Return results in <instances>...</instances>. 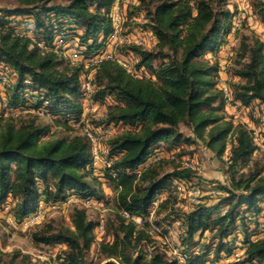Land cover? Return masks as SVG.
<instances>
[{"label":"trees","instance_id":"16d2710c","mask_svg":"<svg viewBox=\"0 0 264 264\" xmlns=\"http://www.w3.org/2000/svg\"><path fill=\"white\" fill-rule=\"evenodd\" d=\"M116 1L19 0L15 6L1 8L0 65L13 76L6 85L2 108H43L55 120L61 119L56 120L58 125L72 130L70 123H81L86 98L95 103L112 98L114 103L107 104L97 126L123 124L127 128L106 140L110 164L101 168L115 193L116 208L103 232L111 239L100 242L106 256L103 264H216L232 254L225 239L237 226L249 223L246 213L258 216L264 201V169L258 163L249 165L256 150L253 137L244 125L220 113L223 93L213 80L218 67L204 58L206 51L216 53L232 30L234 14L227 8L229 0H134L133 15L144 13L142 27L154 35L156 44L147 48L131 42L123 49L136 57V70H149L155 79L138 77L108 57L93 68L92 91L86 95L84 64L73 63L63 45L77 35L76 43L85 48V58L102 52L115 31L111 13ZM257 13L264 22V9ZM20 16L29 17L33 36L19 29L23 25L11 24V18ZM58 38L60 47L55 45ZM233 60L230 75L238 81L231 84L232 100L241 106L256 100L264 109V42L244 36ZM228 137L227 184L219 186L225 195L214 204L199 201L182 216L184 261L157 246L147 250L143 240L150 239L145 226L154 200L162 192L171 194L173 179L196 178L199 184V177L183 167L160 172L152 162L140 174L138 168L162 143L172 149L198 139L221 157ZM92 149L85 132L54 135L34 116L18 123L13 116H0V205L8 204L10 198V213L20 223L42 202H60L70 194L102 198V189L93 184L97 179ZM168 203L169 198L160 200L153 213ZM222 207L225 211L216 214ZM70 219L73 229L46 225L32 238L37 243L66 245L62 264H85L98 223L77 205L72 207ZM206 231L217 240L211 256L210 250L192 249L197 245L196 236ZM243 243L237 264H264V237H245ZM0 264L33 263L17 250H0Z\"/></svg>","mask_w":264,"mask_h":264},{"label":"rangeland","instance_id":"374dc122","mask_svg":"<svg viewBox=\"0 0 264 264\" xmlns=\"http://www.w3.org/2000/svg\"><path fill=\"white\" fill-rule=\"evenodd\" d=\"M18 3L19 0H0V9L15 6ZM134 5V0H117L114 3L111 16L115 31L110 36L102 52L92 58L87 59L84 57L83 52L85 48L77 45V40L75 39L77 35L75 32L72 34H75L76 37L63 45L64 53L73 63L84 64L85 73L82 75V87L89 77H91L95 65L100 60L108 57L115 58L128 72L138 77L155 79L149 70L143 68L136 70V57L123 49L124 44L131 42L147 48H152L156 44L154 35L142 27V24L145 22L144 13L141 12L133 15ZM120 6L123 8V19H121ZM227 8L234 14L232 30L226 37L225 43L219 47L217 52L206 51L204 58L210 64L217 65L218 67L217 71L213 74L216 87L221 89L222 93L227 89L231 94L230 97H226L225 93L223 94L224 107L220 113L227 119H232L235 124L244 125L250 131L256 145V150L250 158L249 165L253 166L255 163H258L264 169L263 106L256 100L249 106H241L238 102H234L232 100L231 84L238 81V78L230 75V66L234 65L235 50L241 38H244V36H256L264 42V22L257 13L260 8L264 9V0H229ZM1 16L2 14L0 13ZM10 20H12L11 24L16 27L20 24L23 25L19 29L33 36L32 29L30 26L28 27L30 25L29 17L20 16L11 18ZM115 33L116 37H113ZM61 41L58 38L55 45L60 47ZM0 78H2L0 82V116H4V118L13 116V120L17 123L34 116L37 122L48 125L54 135H70L74 131L78 133H86L88 131L91 133V130L93 132L91 135L97 136L98 142L96 141L94 144L95 148L92 149V158L93 174L98 183L94 182L93 184L97 190L102 189L104 194L100 199H96L95 197L84 198L76 194H70L60 202L39 203L36 210L20 223L15 222L10 213L11 199L8 198V204L0 205V250L3 252L17 250L20 254L28 255L30 263L33 264H62L60 254L66 249V245L37 243L33 240L32 234L46 228V225L54 228L65 227L73 229L70 213L72 207L77 205L80 208H84L88 217L98 223L95 229L96 240L85 254V264H103L106 256L100 250V242L101 240L111 239L110 235L103 236V232L104 226H107L113 219L116 208L114 205L115 193L103 177L101 168L110 164V160L107 159L106 140L126 129L127 126L123 124L97 126V124L98 120L105 113L107 104H113L114 101L112 98L106 97L103 103H95L86 98L84 100V113L81 123H70L69 125L72 130H67L62 125L56 123V120L61 119L57 117L55 120L45 113V109L43 108L37 110L36 108L27 107L28 109H15L14 112L3 110L4 91L7 87L6 85L13 81V76L8 69L0 65ZM85 93L88 95L86 91ZM180 129L185 134L191 135L190 130L186 126H181ZM230 138L228 137L227 139L228 144L221 157L216 156L214 152L198 139L188 144L183 143L172 149H167L166 144L162 143L148 161L138 168L137 174H140L152 162L157 164L160 172H168L175 167H183L189 168L199 177V184L196 178L188 181L173 179L170 184L171 194L169 195L170 192H162L154 200L151 207L152 213L147 217L148 225L145 226L150 239L145 238L143 240L146 243L147 250H150L152 246H157L159 249L165 250L170 257L177 258L182 255L181 250H183V247L180 244V239L183 234V214L199 201L214 204L225 195V191L219 186L227 184L225 169L230 148ZM166 198H169V203L165 207H161L158 212L153 213V209L157 206L158 202ZM259 207L262 209V212L258 216L244 213L249 223H245V227L242 225L237 226L225 239L232 248V254L229 257L221 258V260L228 258L229 264H237L235 260L242 256L244 238L247 237L248 240H255L264 237V201L260 202ZM224 211L225 208L222 207L216 211V214H221ZM136 221L140 222L139 219H136ZM196 240L197 245L192 249L195 251L210 250L209 256H211L217 244V240L211 237V232L206 231L201 237L196 236Z\"/></svg>","mask_w":264,"mask_h":264},{"label":"bare ground","instance_id":"6f19581e","mask_svg":"<svg viewBox=\"0 0 264 264\" xmlns=\"http://www.w3.org/2000/svg\"><path fill=\"white\" fill-rule=\"evenodd\" d=\"M118 4V3H117ZM115 7V6H114ZM118 12V11H117ZM111 15H112V13H111ZM114 16H115V14H114ZM117 19V18H116ZM115 19V20H116ZM119 27V26H118ZM120 28V27H119ZM118 30V29H117ZM130 39V38H129ZM84 82V81H83ZM86 83L88 84V86H86ZM223 86V85H222ZM225 86H227V85H225ZM84 89L86 90V92H87V94H89L91 91H92V85H91V77H89V79L85 82V84H84ZM224 93H225V96L226 97H230V92L227 90V89H225L224 90ZM223 93V94H224ZM3 107V106H2ZM228 107V106H227ZM226 107V108H227ZM28 109V108H27ZM33 109V108H32ZM37 109V108H36ZM18 110H20V109H18ZM38 110V109H37ZM14 111V110H13ZM42 112V111H41ZM91 133H93L92 131H90ZM87 133V136L91 139V141H92V145H93V148H95V143H96V141H97V136L96 137H94V136H92L91 135V133H89L88 131L86 132ZM98 142V141H97ZM99 146V145H98ZM93 152V151H92ZM97 154V153H96ZM37 212V211H36ZM41 212V211H40Z\"/></svg>","mask_w":264,"mask_h":264},{"label":"built area","instance_id":"2783aa9c","mask_svg":"<svg viewBox=\"0 0 264 264\" xmlns=\"http://www.w3.org/2000/svg\"><path fill=\"white\" fill-rule=\"evenodd\" d=\"M113 37H116V33L114 34V36ZM86 86H88V84L86 83ZM227 96V95H226ZM12 112H14V111H12ZM91 131V130H90ZM96 160H97V157H96ZM61 257H64V253L63 252H61ZM234 256V255H233ZM234 257H236V256H234ZM180 261H184V256L183 255H180V256H178L177 257ZM239 258H236V260L235 261H237ZM230 262L228 261V258L227 259H222V260H219L216 264H229ZM253 264H257L256 262H254Z\"/></svg>","mask_w":264,"mask_h":264}]
</instances>
